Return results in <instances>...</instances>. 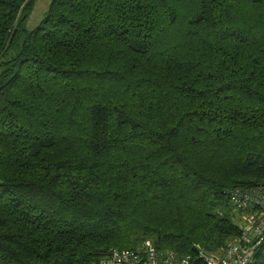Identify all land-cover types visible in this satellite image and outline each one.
<instances>
[{
  "label": "trees",
  "instance_id": "obj_1",
  "mask_svg": "<svg viewBox=\"0 0 264 264\" xmlns=\"http://www.w3.org/2000/svg\"><path fill=\"white\" fill-rule=\"evenodd\" d=\"M0 0V264L220 254L264 186V0ZM252 264H264V244Z\"/></svg>",
  "mask_w": 264,
  "mask_h": 264
},
{
  "label": "built area",
  "instance_id": "obj_2",
  "mask_svg": "<svg viewBox=\"0 0 264 264\" xmlns=\"http://www.w3.org/2000/svg\"><path fill=\"white\" fill-rule=\"evenodd\" d=\"M228 197L241 222L240 237L220 254L209 255L203 250L200 264H252L264 244V186L234 189ZM101 264H197L190 256L173 251H159L153 242L135 250H111Z\"/></svg>",
  "mask_w": 264,
  "mask_h": 264
},
{
  "label": "rangeland",
  "instance_id": "obj_3",
  "mask_svg": "<svg viewBox=\"0 0 264 264\" xmlns=\"http://www.w3.org/2000/svg\"><path fill=\"white\" fill-rule=\"evenodd\" d=\"M52 1L53 0H37L36 1L34 9L27 20L26 27L28 30H34L41 24V22L43 21V19L45 18L46 14L49 11ZM238 222L240 223V220H238ZM147 242H153V239H148L147 241L141 244L143 245Z\"/></svg>",
  "mask_w": 264,
  "mask_h": 264
}]
</instances>
